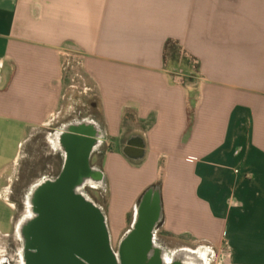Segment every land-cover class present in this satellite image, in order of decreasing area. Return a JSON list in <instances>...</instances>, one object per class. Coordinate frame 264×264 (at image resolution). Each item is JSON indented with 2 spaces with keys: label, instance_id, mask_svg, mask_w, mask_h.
I'll return each instance as SVG.
<instances>
[{
  "label": "crops",
  "instance_id": "0c3cea01",
  "mask_svg": "<svg viewBox=\"0 0 264 264\" xmlns=\"http://www.w3.org/2000/svg\"><path fill=\"white\" fill-rule=\"evenodd\" d=\"M169 39L196 74L165 60ZM9 122L28 128L10 158ZM49 127L94 142L120 239L157 188L166 261L210 264V246L224 264H264V0H0V201L15 212L10 173ZM131 137L143 158L125 154Z\"/></svg>",
  "mask_w": 264,
  "mask_h": 264
},
{
  "label": "water",
  "instance_id": "95a60500",
  "mask_svg": "<svg viewBox=\"0 0 264 264\" xmlns=\"http://www.w3.org/2000/svg\"><path fill=\"white\" fill-rule=\"evenodd\" d=\"M72 138L76 144L89 146L83 155L87 159L94 142ZM132 144L136 148L127 146L125 154L143 158L144 143ZM83 176L69 164L59 178L45 179L33 188L29 214L18 228L23 239V264H165L155 244L162 218L159 190L145 192L132 226L116 251L106 214L80 190Z\"/></svg>",
  "mask_w": 264,
  "mask_h": 264
},
{
  "label": "rangeland",
  "instance_id": "374dc122",
  "mask_svg": "<svg viewBox=\"0 0 264 264\" xmlns=\"http://www.w3.org/2000/svg\"><path fill=\"white\" fill-rule=\"evenodd\" d=\"M184 57L185 54L182 53L178 61L180 63L181 69H184L187 75L196 74V72L199 70V68L196 66L197 61L191 57L188 59H185ZM8 127H17L19 129L17 132L8 131L6 134L3 133L9 138V143L5 148L8 150L7 154L10 158L15 152L16 142L22 136L25 138L28 137V128H25V131L22 132V125L12 122L8 123ZM40 133L41 134L37 138L31 137V139L25 144L19 165H16L12 172L13 174L10 173L12 181H17L15 184V195L21 198L22 201L17 212L13 211L9 206L0 201V224L3 233H13V227L9 223V219L12 214L17 215L16 220L18 222L22 220L27 214H29V193L32 191V187L44 176H47L52 171L56 172L59 169L60 161L58 160V156H56V158L55 156H46L50 151L54 152L52 146L49 147L43 142L47 137V134L45 132ZM92 193L96 195L95 191H92ZM105 214L108 220V227H110L109 230L111 233L112 247L117 251L120 248L122 242V239H120V237L117 235L114 225H112L115 220L114 214L115 218H117V213L113 214V212L105 211ZM157 236L159 241H162V239H167V235L164 234L159 228ZM201 253L204 257H206L210 264H224V260L219 258L218 254H216L214 257L215 251L210 246H204L201 248ZM5 256L8 257V261L11 262V264H23V240L19 234H12L10 237L0 238V259Z\"/></svg>",
  "mask_w": 264,
  "mask_h": 264
},
{
  "label": "flooded vegetation",
  "instance_id": "af4514ba",
  "mask_svg": "<svg viewBox=\"0 0 264 264\" xmlns=\"http://www.w3.org/2000/svg\"><path fill=\"white\" fill-rule=\"evenodd\" d=\"M44 132L47 134V137L45 138L43 142L47 144L49 147H51L52 139L57 136L61 151L56 152L54 150V152L50 151L49 153H47L46 156L48 157L55 156L56 158V156H58V160L60 161V166L56 172L52 171L47 176H44L41 181L45 179L55 180L59 178L62 175V173L66 170L68 165L71 164L72 166H75L78 168V171H80L81 175L84 174V176L82 177L83 183L80 185V190L82 191V193H84L87 197L92 199L96 203V205H98L102 209L101 204H100V201H101L100 192L107 189V182H106L103 170L99 168L100 164L96 166L92 162V157H91L92 147L86 159L84 158L83 155L87 153L89 146L85 144H79V143L76 144L73 141H70L68 143V139L66 137L63 138L64 133H60L56 135V132L53 127H49L45 129ZM40 134L41 133H37L36 135L33 136V138H37ZM129 140L132 143L139 142L136 137H131ZM99 157L101 158L102 154H100ZM16 182L17 181H15L12 185L11 196L12 198L18 199L19 205H21V201H22L21 198L15 195L16 194L15 193ZM92 191H95L96 195H94ZM161 257L163 258V261L165 264H185V260L187 259L188 254L185 252L180 253V254H175L170 261H166L167 258H166L165 252L162 251ZM0 264H11V262H9L8 257L5 256L0 259Z\"/></svg>",
  "mask_w": 264,
  "mask_h": 264
},
{
  "label": "trees",
  "instance_id": "16d2710c",
  "mask_svg": "<svg viewBox=\"0 0 264 264\" xmlns=\"http://www.w3.org/2000/svg\"><path fill=\"white\" fill-rule=\"evenodd\" d=\"M182 53L185 54V57H184L185 59L189 58V56L187 55L186 51H184L182 49V47L179 45L178 42L174 41L173 39H169L167 41V43L165 45V51H164V58H165L166 61H177L180 58V55ZM191 58L194 59V60H197L195 57L191 56ZM196 66L198 68L200 67L199 61H197ZM192 115H193V111H190V117H192ZM145 192L140 196L139 201H138V205H140ZM130 220H131V216H130ZM160 225H161V223L159 224V226Z\"/></svg>",
  "mask_w": 264,
  "mask_h": 264
}]
</instances>
